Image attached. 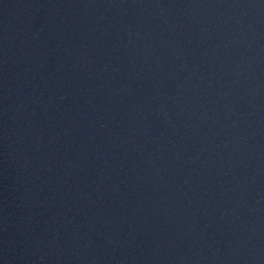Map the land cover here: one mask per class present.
I'll return each instance as SVG.
<instances>
[{"label":"water","instance_id":"obj_1","mask_svg":"<svg viewBox=\"0 0 264 264\" xmlns=\"http://www.w3.org/2000/svg\"><path fill=\"white\" fill-rule=\"evenodd\" d=\"M0 264H264V0H0Z\"/></svg>","mask_w":264,"mask_h":264}]
</instances>
